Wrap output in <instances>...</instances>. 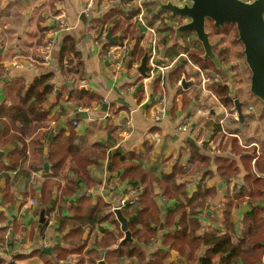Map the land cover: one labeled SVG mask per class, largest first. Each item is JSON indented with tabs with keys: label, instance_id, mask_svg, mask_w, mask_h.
<instances>
[{
	"label": "crops",
	"instance_id": "1",
	"mask_svg": "<svg viewBox=\"0 0 264 264\" xmlns=\"http://www.w3.org/2000/svg\"><path fill=\"white\" fill-rule=\"evenodd\" d=\"M87 1L0 0V104L13 94L19 80L28 87L34 78L52 73L54 84L42 105L46 111L43 125L24 138V145L13 141L0 149V240L3 243L0 264L10 261L15 264H88L91 257L95 259L92 264L100 261L109 264L104 261L105 253L115 249L124 239L113 210L120 208L129 223L131 219L123 213V202L132 189H141L136 181L121 178V162H135L144 171L159 176L163 172H172L175 167L185 166L192 156V149L209 155L211 163L204 167L191 162L177 183L184 184L188 197L198 187L216 191L210 210L206 216H199V220L203 226L214 227L219 232L226 227L219 221L212 224L209 217L219 220L223 205L228 201L239 202V206L233 207L230 219L239 233L238 225H242L241 219L250 203L247 195L234 196L238 191H234V186H243V177L248 173L257 174L264 184V174L257 172L256 167V160L264 150V103L248 101L245 87H239L241 78L248 82L250 77L243 60L242 45L232 41V46L221 47L226 39L211 42L209 36L214 48H226L228 55L229 49L233 50L240 57L236 59L244 63L238 76H233L231 73L236 67L226 65L225 61L219 62L215 55L212 61L217 72L204 71L189 58V51L198 48L195 35L176 32L185 19L160 9L161 0H140L143 13L137 10L139 0H91L94 6L89 14H84ZM83 14L92 15V19L85 22ZM106 15L110 17L101 23L100 19ZM139 15L144 24L139 21ZM59 20L64 22L65 28L59 29ZM101 28L105 33L111 28L112 35L118 37L117 43L111 44L106 39V43L102 42L99 36L103 32L98 31ZM170 28L173 33H169ZM181 33L193 36L194 47L182 45ZM66 35L74 38L79 58L61 68L58 57ZM124 41L129 47L128 57L120 72L111 76L102 49ZM151 41L159 48L158 62L173 64L161 77H150L149 71L141 75L138 71L141 57ZM178 69L181 72L174 80ZM80 71L85 73L83 78ZM207 76L210 77L208 83L204 81ZM76 86L96 93L99 103L76 107L73 99L68 98V92ZM219 86L227 87L225 93L233 105L222 102ZM160 99L163 100L162 112L157 107ZM235 100L241 103V123L237 119ZM76 111L87 114L77 115ZM185 122L190 125L187 133L175 130L177 125ZM71 130L76 147L81 151L88 149V159L95 155V160L84 168L81 158L80 165L73 171L70 167L75 163L68 156L60 174L50 178L55 181L50 189L43 188V181L65 153L52 151L49 157L48 146L58 136H70ZM36 133L38 137H35ZM188 138L193 143L187 141ZM13 149L17 151L16 161L21 165L9 169L4 165L8 151ZM252 149L256 156L249 162L243 160L242 155ZM217 155L233 160L238 167L236 176L224 183L212 161ZM153 190L164 220L169 206H176L178 200H165L156 181H153ZM83 196L88 197L87 208L105 205L101 220L83 223L75 219L72 207ZM183 198V195L179 196L180 201ZM29 200H33V204ZM261 204L264 207V199ZM107 212L112 213L111 218L106 216ZM41 214L44 223L40 225ZM162 222L151 224L157 227L158 241L149 245L147 253L157 249L164 235L177 228L176 220L171 228L164 227ZM77 224L83 228L80 236L75 232ZM105 231L113 232L117 240L109 243L104 239ZM205 250L206 246L202 245L199 254ZM178 255L176 250H170L164 264H180ZM117 264L131 263L125 260Z\"/></svg>",
	"mask_w": 264,
	"mask_h": 264
},
{
	"label": "trees",
	"instance_id": "2",
	"mask_svg": "<svg viewBox=\"0 0 264 264\" xmlns=\"http://www.w3.org/2000/svg\"><path fill=\"white\" fill-rule=\"evenodd\" d=\"M109 17L110 15H106L100 19V22H106ZM118 26L121 27V25ZM233 26L225 24L224 27L216 29L210 23V26L207 27V32H210L208 30L211 27V32L215 37L223 35L221 38L225 39L226 35L233 32ZM101 30L102 28L98 31L100 32ZM168 30L169 33L174 32L171 28ZM235 35V42L240 43L237 40V32ZM213 52L219 62L226 61L228 56L226 48H220L219 50L214 48ZM202 56L203 52L196 51V48L189 51V58L194 64L204 71L217 72L215 62L208 57ZM78 58L79 52L75 48L74 38L66 35L59 52V67L62 68L65 63L74 62ZM76 65H78V62ZM180 72V69L176 70L173 77L174 80L178 78ZM84 74V71H80L81 78L84 77ZM52 77V73H44L34 78L28 87H25L23 81L19 80L13 88V94L0 104V123L2 124L0 130V149H4L5 145L13 141L21 142L24 145V138L32 135L43 125L46 119V111L43 110L42 105L47 101L53 90ZM225 90H227V87H218V93L222 97V102L225 105H233V101L229 99ZM68 98L73 99V104L76 107L96 106L99 103V96L96 93L78 86L68 92ZM217 130L219 131L220 128L217 127ZM35 137H38L37 133ZM73 139L74 132L71 130L70 136H58L49 144V157L52 156V151H65V153L53 166L50 176L43 181V188L50 189L51 185L55 182L50 178L60 174L68 156H71V159L75 163V166L70 167L73 171L80 165L78 161L81 158L83 159L81 166L84 165V168L89 164H93L95 155L88 159L90 155L89 150L83 149L81 151L79 147H76ZM232 141L235 143V139H232ZM16 152L14 149L11 152L8 151L7 163L4 166L13 169L21 165V163L16 161ZM191 155L185 166L175 167L172 172H163L159 176L144 171L135 162H121L122 165H120L123 167L121 178L136 181V185L140 186L141 189L136 190L137 197L135 203L125 204L123 209L125 216L131 219L128 223L131 240H122L115 249L108 250L105 253V262L117 264L123 263L126 260L131 264H164L170 256V250H176L179 254L177 262L180 264H264V207L261 204L264 199L263 179L255 173H248L243 177V186L238 184L234 186V191L238 190L234 196L247 195L250 204L241 219L243 220L242 225H238L239 233L235 230L232 220H230L232 218V209L239 206V202L232 203V201H228L223 205V211L219 220L217 216V218L209 217L212 224H217L218 221L224 224L226 230L219 232L214 227L203 226L199 220V216H206V212L210 210V203L214 199L216 191L214 189L210 190L198 187L194 194L188 197L184 184L177 183V180L184 176L191 162L204 167L209 166L211 163L209 155L198 153L194 149L191 150ZM255 156L256 154H254V150L252 149L248 154L242 155V159L249 162ZM212 161L223 183L227 182L231 177H235L238 173L236 163L227 157L224 158L217 155ZM256 161L257 172L264 174V150ZM153 181H156L158 184L159 193L165 200H178L176 206L172 204V206L170 205L171 207L169 206L164 220L161 219V212L154 200L156 192L153 190ZM180 195L184 196L181 201L179 199ZM87 201L88 197L83 196L72 207V214L75 216V219H79L83 223H94L95 219L97 221L101 220L104 217L101 214L105 209V205L99 208H87ZM106 216L111 218L112 213L107 212ZM175 220L177 228L167 232L158 248L147 253L146 250L150 247L149 245H154L158 241L157 227H152L151 224L159 225L163 221L162 225L164 227L171 228ZM82 229V226H78L77 224L75 232L78 236L81 235ZM104 235V239L109 243L117 240L113 232L105 231ZM98 243L100 244V242ZM105 245L106 243L103 247ZM202 245L206 246V250L204 253L199 254ZM92 253H96V251H92ZM93 261L95 259L91 257L88 264H92Z\"/></svg>",
	"mask_w": 264,
	"mask_h": 264
},
{
	"label": "water",
	"instance_id": "3",
	"mask_svg": "<svg viewBox=\"0 0 264 264\" xmlns=\"http://www.w3.org/2000/svg\"><path fill=\"white\" fill-rule=\"evenodd\" d=\"M183 2L177 5L170 1L160 4V9L170 12L174 16L185 19V23L176 28V32H191L195 35L203 49V56L211 60L215 58L213 45L209 39L207 27L222 28L225 24L234 25L237 32V40L242 45V55L250 72L249 90L261 102L264 103V0H178ZM87 22L92 15H82ZM105 39L111 44H116L117 36H113L111 28L106 31ZM149 45L147 46V51ZM145 50L141 57L138 71L146 75L148 66V52ZM185 82V81H183ZM183 85V84H182ZM235 109L239 123L243 120L241 103L235 100ZM77 115L85 116V111H76ZM193 143L191 139H187ZM0 154L2 152L0 151ZM127 202L124 201L123 205ZM120 228L124 232L123 240H131L130 231L127 228V219L122 215L120 208L113 210ZM40 225L44 223L43 214L39 219ZM6 264H15L13 261ZM67 264V263H59ZM99 264H104L100 261Z\"/></svg>",
	"mask_w": 264,
	"mask_h": 264
},
{
	"label": "built area",
	"instance_id": "4",
	"mask_svg": "<svg viewBox=\"0 0 264 264\" xmlns=\"http://www.w3.org/2000/svg\"><path fill=\"white\" fill-rule=\"evenodd\" d=\"M167 1H170L172 3H175L177 5H181V2H178V0H161L162 3H165ZM137 10L140 11V13L144 12V7L141 4V1L139 0V3L137 4ZM93 2L91 0H88L85 3V6L83 8V13L84 14H89L90 10L93 8ZM142 15H139V21H141L142 24H144V21L141 17ZM59 29L65 28V24L62 20H59L57 22ZM148 28V27H147ZM105 35L106 33L103 32L100 34L99 38L102 42L106 43L105 41ZM150 46L148 49V58H147V66L149 71L150 77H161L165 71H167L169 68L172 67L173 64H160L158 62L159 60V48L156 46L154 41L150 42ZM128 46L126 41H124L121 44L118 45H108L102 49L103 56L106 57L109 67H108V72L112 76L117 75L121 68L122 64L125 61V59L128 57ZM136 66V65H134ZM204 81L208 83L210 81V77L207 76L204 78ZM157 107L159 109V112H162V107H163V100L160 99L157 102ZM76 124V123H75ZM128 124H131V121L128 122ZM190 129V125L188 122H185L183 124H179L176 126L175 130L178 131L179 133H187ZM136 190L132 189L128 197L125 199L127 202L126 204H134L136 200ZM30 204H33V200H29ZM2 241L0 240V247H2Z\"/></svg>",
	"mask_w": 264,
	"mask_h": 264
},
{
	"label": "rangeland",
	"instance_id": "5",
	"mask_svg": "<svg viewBox=\"0 0 264 264\" xmlns=\"http://www.w3.org/2000/svg\"><path fill=\"white\" fill-rule=\"evenodd\" d=\"M210 26V25H209ZM217 29V28H216ZM232 29H233V32H231L230 34H228V35H226L227 37L225 38L227 41L224 43V45L223 46H221V47H224V46H226V47H230V46H232L233 45V42L232 41H235V39H236V35H235V33H236V29H235V27L233 26L232 27ZM208 31H210L209 32V36L211 37V42H214V41H216V40H218V38H221L222 36L221 35H219V36H217V37H215V36H212V35H214L211 31V27H209V30ZM190 35V33H181V36H182V45L183 46H185L186 48H191V47H194L193 45H192V42H193V36H189ZM231 40V42H230V40ZM220 41H222V40H220ZM240 45V44H239ZM198 48L196 49V51H198V52H203V49H202V46H201V44L198 42V46H197ZM220 48V47H219ZM195 48H193L192 50H194ZM229 52H230V55H228L227 56V58H226V61H225V63H226V65H234L235 67H236V69H235V72L233 73H231L233 76H238V70H240V67L242 68V70H243V65H242V63H244V62H242L241 63V61L239 60V59H236L237 57L238 58H240L239 56H237V55H235L234 53V51L233 50H230L229 49ZM243 56V55H242ZM243 60H244V56H243ZM245 61V60H244ZM234 67V68H235ZM233 69V68H232ZM218 78H219V75H218ZM232 79H234L233 77H231ZM241 80V82H240V85H239V87L240 86H244L245 87V89H244V91L246 92V95H247V99H249L248 101H255V100H259L256 96H254L251 92H250V90H249V86H248V84H249V81L247 82V80L244 78V80L241 78L240 79ZM245 102H246V99H245V101H244V104H245ZM237 113V112H236ZM234 221H235V219H234ZM236 224V223H235Z\"/></svg>",
	"mask_w": 264,
	"mask_h": 264
},
{
	"label": "flooded vegetation",
	"instance_id": "6",
	"mask_svg": "<svg viewBox=\"0 0 264 264\" xmlns=\"http://www.w3.org/2000/svg\"><path fill=\"white\" fill-rule=\"evenodd\" d=\"M178 2H180V1H178ZM183 2H181V4H182Z\"/></svg>",
	"mask_w": 264,
	"mask_h": 264
}]
</instances>
